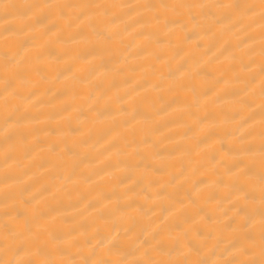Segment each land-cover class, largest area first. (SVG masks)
<instances>
[{"label":"bare ground","instance_id":"bare-ground-1","mask_svg":"<svg viewBox=\"0 0 264 264\" xmlns=\"http://www.w3.org/2000/svg\"><path fill=\"white\" fill-rule=\"evenodd\" d=\"M0 264H264V0H0Z\"/></svg>","mask_w":264,"mask_h":264}]
</instances>
